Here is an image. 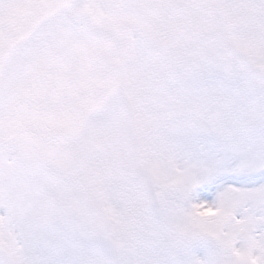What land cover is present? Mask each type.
I'll return each mask as SVG.
<instances>
[{"label":"snow or ice","instance_id":"6c2138e0","mask_svg":"<svg viewBox=\"0 0 264 264\" xmlns=\"http://www.w3.org/2000/svg\"><path fill=\"white\" fill-rule=\"evenodd\" d=\"M0 264H264V0H0Z\"/></svg>","mask_w":264,"mask_h":264}]
</instances>
